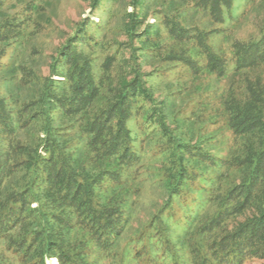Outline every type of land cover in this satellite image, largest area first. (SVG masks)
<instances>
[{"label": "trees", "instance_id": "1", "mask_svg": "<svg viewBox=\"0 0 264 264\" xmlns=\"http://www.w3.org/2000/svg\"><path fill=\"white\" fill-rule=\"evenodd\" d=\"M50 1L28 0L29 9ZM90 1L92 13L53 56L50 74L33 75L20 63L25 75H12L18 91L0 94V264L264 261V22L216 50L210 39L218 29L193 18L202 12L223 25L236 0H130L116 27L113 6L121 0ZM105 2L113 6L97 24L92 17ZM30 25L5 17L0 43L19 42ZM149 63L155 72L181 63L194 79L228 80L218 109L232 136L226 154L172 135L144 69ZM24 86L32 97L22 98ZM131 119L165 139L169 195L128 235L142 165Z\"/></svg>", "mask_w": 264, "mask_h": 264}, {"label": "rangeland", "instance_id": "2", "mask_svg": "<svg viewBox=\"0 0 264 264\" xmlns=\"http://www.w3.org/2000/svg\"><path fill=\"white\" fill-rule=\"evenodd\" d=\"M91 3L90 0H52L41 9H29L32 4L28 0H6L0 11V22L5 17L16 16L28 20L31 25L25 29L27 34L19 42L11 41L12 45L0 43V59L3 61L0 68L1 95L8 96L12 91H18L12 75L16 71V78L25 75L26 72L17 67L20 63L33 75L40 77L50 74L53 56L75 34L78 26L88 19L92 13ZM33 5H40V0H35ZM112 6L111 2H105L96 9L92 17L95 23L105 20ZM113 9L117 12L110 25L116 27L124 22L126 12L131 11L132 6L130 0H121ZM149 20L153 22L154 16L150 14ZM193 20L202 24L201 27L205 25L218 29L211 34V44L216 50L228 49L236 39H247L259 31V24L264 22V0H236L232 15L223 25L214 24L202 12L197 13ZM119 37L121 40L126 38L125 35ZM4 53L5 56L1 57ZM168 68L155 72L151 63L144 65L158 101L165 103L164 112L170 119L168 124L172 135L178 138V134H185L194 142L204 140L209 150L226 154L232 144V136L223 127L218 109L228 80L213 75L194 79L188 68L181 63L172 64ZM19 91L22 98L26 99L34 94L26 86L20 87ZM183 116L188 117V120H183ZM129 126L138 139L136 146L142 154V165L136 172V183L140 191L128 235L148 223L166 203L169 195L162 170L167 161L163 152L165 139L142 119H131ZM176 202L180 204L183 201L176 199ZM47 264H59V260L52 257L47 259ZM246 264H264V261L255 259Z\"/></svg>", "mask_w": 264, "mask_h": 264}]
</instances>
